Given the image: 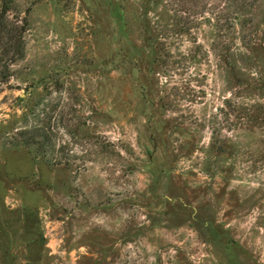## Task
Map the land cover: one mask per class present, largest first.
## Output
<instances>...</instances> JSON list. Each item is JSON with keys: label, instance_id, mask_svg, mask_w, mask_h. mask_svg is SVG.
I'll return each instance as SVG.
<instances>
[{"label": "rangeland", "instance_id": "obj_1", "mask_svg": "<svg viewBox=\"0 0 264 264\" xmlns=\"http://www.w3.org/2000/svg\"><path fill=\"white\" fill-rule=\"evenodd\" d=\"M240 11L0 0V264H264V0Z\"/></svg>", "mask_w": 264, "mask_h": 264}, {"label": "trees", "instance_id": "obj_2", "mask_svg": "<svg viewBox=\"0 0 264 264\" xmlns=\"http://www.w3.org/2000/svg\"><path fill=\"white\" fill-rule=\"evenodd\" d=\"M227 1H229L230 4H231V2L239 3V8L241 9L240 12H242V11H245L248 8H250L255 3L256 0H227ZM218 13H220V12H218ZM216 14L217 13L213 12V15H216ZM225 20H226V22L228 23L229 26L232 25L233 23H235L238 20V13L236 14V12H228ZM12 45H13V43H12ZM16 47H20V46L19 45L17 46V44H14L12 47H10V49L15 50ZM18 51H20V49H18ZM27 135H28V137L25 139V145H30L32 143V142H30V139H31L30 136L34 137V138H40V139L42 138L43 139L42 142L38 143V145L42 146L41 148H42V150H44V155H45L46 149H48V146H49L48 142H50L49 138L46 140L47 133L44 132V134L40 135L37 132H35V134H32L31 132H28Z\"/></svg>", "mask_w": 264, "mask_h": 264}]
</instances>
